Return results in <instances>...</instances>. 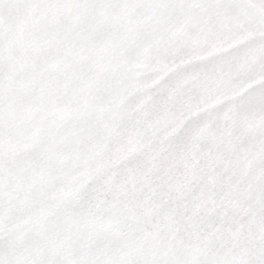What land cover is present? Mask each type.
Instances as JSON below:
<instances>
[{
  "label": "rangeland",
  "instance_id": "rangeland-1",
  "mask_svg": "<svg viewBox=\"0 0 264 264\" xmlns=\"http://www.w3.org/2000/svg\"><path fill=\"white\" fill-rule=\"evenodd\" d=\"M0 264H264V0H0Z\"/></svg>",
  "mask_w": 264,
  "mask_h": 264
},
{
  "label": "crops",
  "instance_id": "crops-1",
  "mask_svg": "<svg viewBox=\"0 0 264 264\" xmlns=\"http://www.w3.org/2000/svg\"><path fill=\"white\" fill-rule=\"evenodd\" d=\"M54 1H57V2H59L60 0H53V2ZM84 1H86V0H84ZM55 7L57 8V7H59V5H55ZM55 7H53L54 9H56ZM91 10L93 9L92 8V6L91 7H89ZM57 9H60V8H57ZM91 10H89V11H91ZM72 11H82V10H75V9H73ZM75 14L76 13H74V14H69V16H75ZM63 14H61V16H62ZM64 15H66L65 13H64ZM77 16H81V17H94L95 15L94 14H85V13H82V14H77Z\"/></svg>",
  "mask_w": 264,
  "mask_h": 264
}]
</instances>
